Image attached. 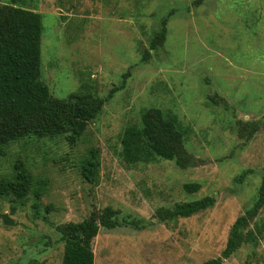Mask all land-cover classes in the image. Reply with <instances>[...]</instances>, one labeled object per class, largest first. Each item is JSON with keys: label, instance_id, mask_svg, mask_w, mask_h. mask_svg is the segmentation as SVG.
<instances>
[{"label": "rangeland", "instance_id": "374dc122", "mask_svg": "<svg viewBox=\"0 0 264 264\" xmlns=\"http://www.w3.org/2000/svg\"><path fill=\"white\" fill-rule=\"evenodd\" d=\"M199 2V3H198ZM198 3V4H196ZM42 16L41 81L54 99L73 93L104 100L74 144L63 137L27 138L1 148L0 180L22 160L33 199L14 206L0 199V264H62L56 227L80 223L110 207L119 221L92 240L95 264H202L224 250L236 219L258 198L264 179V129L250 139L245 122L264 121V0H0ZM167 20L165 37L151 43ZM148 52V53H147ZM146 60L142 62V59ZM171 111L190 129L185 150L193 164L174 161L125 165L120 136L144 110ZM100 151L99 184L87 183L80 163ZM197 183L198 192L183 186ZM212 197L190 218L159 223L158 209ZM126 219V220H125ZM264 230V209L242 230ZM223 264H264V232Z\"/></svg>", "mask_w": 264, "mask_h": 264}, {"label": "trees", "instance_id": "16d2710c", "mask_svg": "<svg viewBox=\"0 0 264 264\" xmlns=\"http://www.w3.org/2000/svg\"><path fill=\"white\" fill-rule=\"evenodd\" d=\"M199 3V2H198ZM196 3V4H198ZM167 20L162 31L151 43L155 48L165 37ZM42 16L31 10L0 5V155L1 148L18 140L53 139L63 137L74 145L85 133L88 123L94 120L104 100L91 94L73 93L64 99H54L41 77L40 42ZM148 53V52H147ZM146 57L142 59V62ZM264 121L245 122L238 131L241 139H250ZM190 133L171 111L157 108L144 110L138 124L128 125L120 136L119 157L127 166L150 164L157 160L174 161L181 168L193 164L186 153L185 141ZM100 151L90 148L80 163L83 179L93 185L99 184ZM197 183L183 186L187 194L198 192ZM43 183L34 189L30 170L22 160H17L9 178L0 180V199H8L14 206H23L32 197V210L38 213ZM212 197L174 205L171 209H158L154 218L159 223H169L178 218H190L214 205ZM264 209V179L254 205L232 225L226 246L219 257L202 264H223L243 243L257 245L263 237V227L257 225L245 236L242 230L249 221ZM119 211L110 207L100 214L92 215L80 223H68L56 227L60 241L64 243L62 264H95L92 240L100 230L112 231L129 224L134 230L142 229L136 221H119ZM5 225H13L7 215L0 217Z\"/></svg>", "mask_w": 264, "mask_h": 264}]
</instances>
